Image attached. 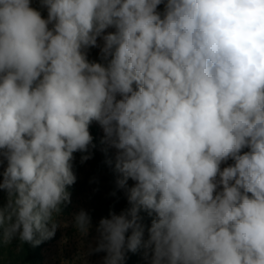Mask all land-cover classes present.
<instances>
[{
    "label": "clouds",
    "instance_id": "obj_1",
    "mask_svg": "<svg viewBox=\"0 0 264 264\" xmlns=\"http://www.w3.org/2000/svg\"><path fill=\"white\" fill-rule=\"evenodd\" d=\"M38 3L0 0V243L54 237L95 121L129 205L103 264H264V0Z\"/></svg>",
    "mask_w": 264,
    "mask_h": 264
},
{
    "label": "rangeland",
    "instance_id": "obj_2",
    "mask_svg": "<svg viewBox=\"0 0 264 264\" xmlns=\"http://www.w3.org/2000/svg\"><path fill=\"white\" fill-rule=\"evenodd\" d=\"M107 31H114V29H108ZM98 42L102 44V40ZM87 55L89 59H101L99 48L88 49ZM91 125L96 128L102 143L104 133L101 126L95 121ZM102 148L105 151L107 160L115 164V149L108 148L104 143H102ZM82 156L79 152L74 153L72 163L76 182L68 188L71 193L70 203L63 206L61 214L56 217L60 226L57 228L54 237L43 247L40 264H103V258L106 254L94 252L93 249L97 246L96 226L101 218L109 217V213L112 211L108 208L97 209L96 204L97 196L106 192V177L104 174H93L90 169L91 159L82 163ZM0 171H2V168H0ZM118 178H120L119 173H117ZM133 183L129 180L128 187H131ZM122 191L127 198V190L122 189ZM1 196L2 203H0V207H3L8 200L6 191L1 190ZM81 210L86 211L91 217L92 225L87 236L81 235L75 226L74 217ZM17 240L18 238H14L10 244H4V246L16 247L14 244ZM143 264H149V261L146 259Z\"/></svg>",
    "mask_w": 264,
    "mask_h": 264
},
{
    "label": "trees",
    "instance_id": "obj_3",
    "mask_svg": "<svg viewBox=\"0 0 264 264\" xmlns=\"http://www.w3.org/2000/svg\"><path fill=\"white\" fill-rule=\"evenodd\" d=\"M33 7L39 8L38 0H33ZM42 14L44 16L47 15L46 11H44ZM89 60L95 62H103L98 58ZM89 131L91 136L93 137L92 143L93 145H95V147L90 146L89 148V152L91 153L90 159L92 161L90 165L91 172L93 174H104L106 177V192L100 193L97 196V209L101 210L103 208H108L112 211L120 213L129 205L122 189H119L116 186L117 173L115 171V164H113L112 161L107 160L96 128L90 125ZM80 154L88 155V153ZM113 192H115V195H112ZM0 203H2L1 190ZM141 215L143 217V223L145 225V238H147V228L150 227L153 217H150L146 212L143 211L141 212ZM49 240H46L39 246L35 247L28 243L22 244L19 239L14 244L16 247H5L2 243H0V264H40L41 251ZM144 262H146L144 251L143 249H140L135 253H127L124 264H143Z\"/></svg>",
    "mask_w": 264,
    "mask_h": 264
}]
</instances>
